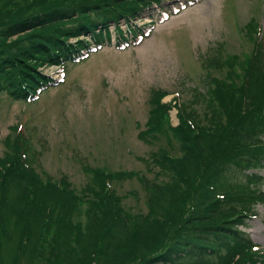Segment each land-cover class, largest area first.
<instances>
[{
	"label": "trees",
	"instance_id": "1",
	"mask_svg": "<svg viewBox=\"0 0 264 264\" xmlns=\"http://www.w3.org/2000/svg\"><path fill=\"white\" fill-rule=\"evenodd\" d=\"M154 2L166 8L162 0H0V92L27 100L52 86L43 66L80 59L85 35L102 43L110 21ZM253 32L250 52L220 59L213 64L220 78L208 74L203 91L192 89L203 114L181 105V120L170 128L150 118V131L170 130L184 147L180 157L159 154L177 179L149 184V217L120 205L110 185L119 172L88 168L87 202L66 178L35 170L30 139L13 134L11 152L0 157V264H264V251L240 228L264 204L257 22ZM161 109L167 111L160 105L154 112ZM86 203L84 223L77 210Z\"/></svg>",
	"mask_w": 264,
	"mask_h": 264
},
{
	"label": "rangeland",
	"instance_id": "2",
	"mask_svg": "<svg viewBox=\"0 0 264 264\" xmlns=\"http://www.w3.org/2000/svg\"><path fill=\"white\" fill-rule=\"evenodd\" d=\"M182 1L162 0L160 5L179 7ZM159 8L154 2L134 16L110 21L102 47L79 62H66L64 80L36 101L13 100L8 92H0V157L11 152L13 134H24L30 139L35 170L45 178H66L80 195L87 194L83 189L91 181L88 168L119 172L110 185L120 205L149 217V184L162 186L177 179L167 165L162 166L159 154L164 150L180 157L184 147L170 130L150 131V118L156 116L162 127L177 126L181 105L200 116L205 110L192 89L203 91L208 74L220 78L213 64L229 55L243 57L254 48L255 21L256 39L264 43V0H200L161 23ZM151 24L150 34L132 45L133 29ZM84 38L89 45L101 43L90 35ZM125 39L131 44L119 49ZM43 69L58 76L57 65ZM160 105L166 107L165 113L154 112ZM21 123L23 129L15 130ZM87 206L77 210L84 223ZM255 211L258 215L246 220L244 233L264 249V204Z\"/></svg>",
	"mask_w": 264,
	"mask_h": 264
}]
</instances>
